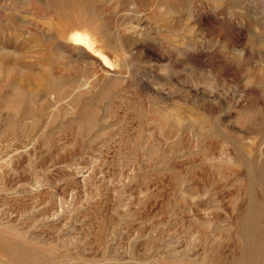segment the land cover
Segmentation results:
<instances>
[{
	"label": "rangeland",
	"instance_id": "obj_1",
	"mask_svg": "<svg viewBox=\"0 0 264 264\" xmlns=\"http://www.w3.org/2000/svg\"><path fill=\"white\" fill-rule=\"evenodd\" d=\"M0 264H264V0H0Z\"/></svg>",
	"mask_w": 264,
	"mask_h": 264
},
{
	"label": "bare ground",
	"instance_id": "obj_2",
	"mask_svg": "<svg viewBox=\"0 0 264 264\" xmlns=\"http://www.w3.org/2000/svg\"><path fill=\"white\" fill-rule=\"evenodd\" d=\"M72 42L84 46H88L90 44V40L87 36L80 34V33H74L71 37Z\"/></svg>",
	"mask_w": 264,
	"mask_h": 264
}]
</instances>
